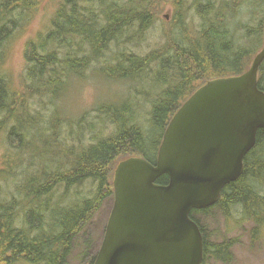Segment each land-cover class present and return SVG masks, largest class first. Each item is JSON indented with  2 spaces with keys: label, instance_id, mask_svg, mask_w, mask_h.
I'll return each instance as SVG.
<instances>
[{
  "label": "trees",
  "instance_id": "16d2710c",
  "mask_svg": "<svg viewBox=\"0 0 264 264\" xmlns=\"http://www.w3.org/2000/svg\"><path fill=\"white\" fill-rule=\"evenodd\" d=\"M44 2L0 0V63L7 46L20 33L17 18L27 16L20 24H28L33 11L40 10ZM169 2L176 7L175 18L161 43L145 54L137 53L159 19L162 5ZM246 2L191 0L187 2L190 8L185 0L58 2L47 33L26 44L27 67L20 89L9 74L0 71V146L6 149L0 157V264L68 263L79 235L105 201L114 198L119 163L142 157L155 164L164 133L182 105L207 82L246 71L260 48L252 44L263 41L264 0L249 6L253 23L239 27L243 36L238 38L227 25L228 16H235ZM104 58L100 65L107 78L150 85L144 99L145 106L149 105L146 122L140 117L143 104L133 98L122 105L99 106L94 111L96 117L85 114L78 121H69L56 110H51L47 120L41 109L32 107L31 101L41 97L50 107L72 76L85 77L91 63ZM258 85L264 91V63ZM168 183L167 175L157 180L159 185ZM4 189L11 193H4ZM215 208H221L227 219L241 214L242 221L254 222L251 237L254 241L261 238L264 130L258 132L256 146L245 158L241 178L224 188L215 206L191 213L204 238L203 264L210 255L227 262L234 246L233 241L209 243L197 216ZM95 260L93 256L85 264Z\"/></svg>",
  "mask_w": 264,
  "mask_h": 264
},
{
  "label": "water",
  "instance_id": "95a60500",
  "mask_svg": "<svg viewBox=\"0 0 264 264\" xmlns=\"http://www.w3.org/2000/svg\"><path fill=\"white\" fill-rule=\"evenodd\" d=\"M264 46L239 76L199 88L170 121L157 161H122L114 204L94 264H203L204 238L191 218L215 206L245 170L264 130L259 70ZM167 175V185L157 180Z\"/></svg>",
  "mask_w": 264,
  "mask_h": 264
},
{
  "label": "rangeland",
  "instance_id": "374dc122",
  "mask_svg": "<svg viewBox=\"0 0 264 264\" xmlns=\"http://www.w3.org/2000/svg\"><path fill=\"white\" fill-rule=\"evenodd\" d=\"M59 1L60 0H45L40 10L33 11L31 14L32 19L28 24H23L21 26L18 37L12 40L7 46V53L4 54V60L0 63V71L6 72L11 76L17 90L20 89L22 85V77L27 67V59L25 58L26 44L30 39L35 40L38 35L48 31L51 25L50 19L55 15ZM254 1L255 0H247L246 5H244L235 16H228L227 25L234 34H237L238 38L243 36L239 27L253 23V14L249 6L254 3ZM185 2L187 5L191 0H185ZM162 6L163 11L158 16L159 19L147 34V42L136 49V52L141 55L147 53L151 48L159 46L161 37L175 18L176 7L173 2H169L168 4L164 3ZM187 7L190 8L189 4ZM15 17L16 16L13 18ZM23 18L26 19L27 16H21L18 20L21 21ZM194 21L197 22V19ZM9 29L11 28H7V31ZM252 45L260 47L256 52L257 54L264 46V35L261 44L258 41H254ZM254 56L246 70L250 67ZM105 59L106 58L100 61H93L91 63L92 68L89 67L84 75L85 77L72 76L64 92L59 98L53 101L52 106L49 107L47 100L41 97L36 100L34 98V100L31 101L33 104L32 107L41 109L40 105H42L40 111H44V115L49 116H47V120H50L49 118L55 108L57 113L63 118H67L69 121H78L80 118H83L85 114H89L90 117H96L94 111L99 106L122 105L128 98H133L136 102L143 104L144 109L140 111V117L143 119V122H146L148 120L146 113L149 105L146 104L145 106L144 102L146 100L144 101V99H146L145 97L148 96L151 90L150 85L142 81L132 83L107 78L101 70L104 66L100 65ZM133 88L139 90H134ZM136 91L142 92L141 96H139ZM0 150L1 157L6 152V149L1 145ZM22 160H24V158H22ZM12 180L13 179L10 181L12 182ZM3 192L11 193V191L6 189H4ZM113 204L114 198L107 200L101 209L95 213L92 220L86 226V229H84L77 238L67 264H85L89 262L93 256L98 255L104 240ZM197 217L201 220L205 234L211 245H218L227 241L234 242V246L230 250V260L222 262L214 259V257L210 255L206 264H264V232L260 239L254 241L251 237L252 230L255 228L254 222L250 220L242 221L241 214H234L232 218L227 219L221 208H215L211 210L209 214H199Z\"/></svg>",
  "mask_w": 264,
  "mask_h": 264
},
{
  "label": "bare ground",
  "instance_id": "6f19581e",
  "mask_svg": "<svg viewBox=\"0 0 264 264\" xmlns=\"http://www.w3.org/2000/svg\"><path fill=\"white\" fill-rule=\"evenodd\" d=\"M85 1V0H84ZM92 1V0H91ZM212 1V0H211ZM253 1V0H252ZM13 3V2H12ZM11 3V4H12ZM252 3V2H251ZM71 4V3H70ZM240 4V3H239ZM22 5H24V4H22ZM250 5V4H249ZM12 6V5H11ZM10 6V7H11ZM25 6V5H24ZM13 7V6H12ZM242 7H244V6H242ZM8 8V7H7ZM28 8V7H27ZM89 8V7H88ZM4 9V8H3ZM25 9V8H24ZM30 9V8H29ZM31 9H32V7H31ZM75 9V8H74ZM82 9V8H81ZM211 9V8H210ZM1 10V9H0ZM13 10V9H12ZM17 10V9H16ZM88 10V9H87ZM251 10V9H250ZM2 11H4V10H2ZM1 11V12H2ZM15 11V10H14ZM27 11V10H26ZM30 11V10H29ZM104 11V10H103ZM9 12V11H8ZM17 12V11H16ZM21 12H23V10L21 11ZM92 12H94V11H92ZM19 13L20 12H18V17H19ZM27 13V12H26ZM31 13V12H30ZM102 13V12H101ZM5 14H6V12H5ZM4 14V15H5ZM15 14V13H14ZM21 14V13H20ZM200 14V13H199ZM17 15V14H16ZM28 15V14H27ZM99 15V14H98ZM206 15V14H205ZM220 15V14H219ZM14 16V15H13ZM90 16V15H89ZM94 16V15H93ZM111 16V15H110ZM79 17V16H78ZM219 17V16H218ZM6 19V18H5ZM24 19V18H23ZM23 19H22V22H23ZM28 19V18H27ZM54 19V18H53ZM111 19V18H110ZM168 19V18H167ZM245 19V18H244ZM17 20H18V18H17ZM106 21V20H105ZM78 22V21H77ZM20 23H21V21H20ZM19 23V25H20V27H21V24ZM87 23V22H86ZM18 24V23H17ZM110 24V23H109ZM180 24V23H179ZM24 25H25V22H24ZM99 25V24H98ZM61 26V25H60ZM15 27V26H14ZM25 27V26H24ZM80 27V26H79ZM98 27V26H97ZM18 28V27H17ZM50 28V27H49ZM101 28V27H100ZM48 29V28H47ZM10 30V29H9ZM8 30V31H9ZM12 30V29H11ZM24 30V29H23ZM114 30V29H113ZM3 31V30H2ZM20 31V30H19ZM121 31V30H120ZM93 32V31H92ZM111 32V31H110ZM5 33V32H4ZM11 33V32H10ZM45 33H47L46 31H45ZM67 33V32H66ZM19 34V33H18ZM4 35V34H3ZM2 35V36H3ZM8 35H10V37H11V34H8ZM115 35V34H114ZM17 36V35H16ZM39 36V35H38ZM87 36H88V34H87ZM132 36V35H131ZM130 36V37H131ZM13 37V36H12ZM40 37V36H39ZM46 37V36H45ZM48 37H49V35H48ZM60 37V36H59ZM89 37V36H88ZM59 39V38H58ZM88 39V38H87ZM15 40V39H14ZM51 40V39H50ZM102 40V39H101ZM11 43V42H10ZM52 43V42H51ZM104 47V46H103ZM32 49V48H31ZM6 53V52H5ZM36 53V52H35ZM67 53V52H66ZM44 56V55H43ZM65 56V55H64ZM4 57V56H3ZM92 57V56H91ZM147 57V56H146ZM88 58V57H87ZM109 58V57H108ZM4 60V59H3ZM133 60V59H132ZM52 61V60H51ZM77 61V60H76ZM104 61V60H103ZM86 62V61H85ZM83 63V62H82ZM3 64V63H2ZM47 64V63H46ZM74 66V65H73ZM32 67V66H31ZM67 67V66H66ZM77 67V66H76ZM91 67V66H90ZM85 68V67H84ZM83 68V69H84ZM92 68V67H91ZM64 69V68H63ZM74 69V68H73ZM113 70V69H112ZM61 72V71H60ZM32 75V74H31ZM62 76V75H61ZM83 76V75H82ZM5 78H7V77H5ZM96 78V77H95ZM106 78V77H105ZM120 78V77H119ZM8 80V79H7ZM28 81V80H27ZM32 81V80H31ZM100 83V82H99ZM64 84V83H63ZM141 95V94H140ZM46 99V98H45ZM2 102V101H1ZM38 104V103H37ZM42 104V103H41ZM49 104V103H48ZM31 105H33V104H31ZM38 106V105H37ZM46 106V105H45ZM48 106V105H47ZM52 106V105H51ZM54 106V105H53ZM41 107V106H40ZM32 109V108H31ZM42 109V108H41ZM45 109V108H44ZM40 110V109H39ZM46 110V109H45ZM53 110H56L55 108L53 109ZM33 111H35V110H33ZM44 112V111H43ZM56 113V112H55ZM29 114V113H28ZM80 114V113H79ZM43 115V114H42ZM37 116V115H36ZM44 116H46V115H44ZM48 116V115H47ZM8 117V116H7ZM38 117V116H37ZM49 117V116H48ZM30 118V117H29ZM28 118V119H29ZM34 118V117H33ZM39 118V117H38ZM42 119V118H41ZM47 119V118H46ZM67 119V118H66ZM70 119V118H69ZM2 120V119H1ZM32 121L31 122H33V119H31ZM38 120V119H37ZM42 121H44V120H42ZM67 122V121H66ZM20 123V122H19ZM12 124H15V123H12ZM43 124V123H42ZM62 124V123H61ZM5 125V124H4ZM13 126V125H12ZM10 127V126H9ZM31 127V126H30ZM32 128V127H31ZM35 129V128H34ZM30 131V130H29ZM30 134V133H29ZM0 135H2V134H0ZM4 136V135H3ZM37 136V135H36ZM30 140V139H29ZM3 141V140H2ZM36 141V140H35ZM4 142V141H3ZM29 143V142H28ZM33 143V142H32ZM31 145V144H30ZM29 149V148H28ZM4 150V149H3ZM1 151V150H0ZM5 151V150H4ZM84 151V150H83ZM8 152V151H7ZM136 152V151H135ZM10 153V152H9ZM26 153V152H25ZM7 154V153H6ZM26 154H28V153H26ZM26 154H24V155H26ZM0 155H1V153H0ZM5 155V154H4ZM9 155V154H8ZM13 155V154H12ZM11 155V156H12ZM28 156V155H27ZM7 157H9V156H7ZM29 157V156H28ZM17 158V157H16ZM16 158H15V160H16ZM19 158V157H18ZM27 159V158H26ZM41 159V158H40ZM30 160V159H29ZM24 161V160H23ZM22 161V162H23ZM77 161V160H76ZM6 162H7V160H6ZM6 162H4L3 164L5 165V163ZM18 162V161H17ZM25 162V161H24ZM12 163H13V161H12ZM9 164V163H8ZM17 164V163H16ZM25 164V163H24ZM28 164V163H27ZM26 165V164H25ZM18 166V165H17ZM14 167V166H13ZM5 168V167H4ZM23 169V168H22ZM7 170V169H6ZM10 172V171H9ZM22 173V172H21ZM15 174V173H14ZM44 175V174H43ZM15 176V175H14ZM4 177V176H3ZM31 183V182H30ZM43 185V184H42ZM40 186V185H39ZM70 186V185H69ZM40 196V195H39ZM38 199V198H37ZM45 200V199H44ZM49 200V199H48ZM40 201V200H39ZM46 201V200H45ZM51 201V200H50ZM75 201H76V199H75ZM46 203V202H45ZM67 203V202H66ZM37 207V206H36ZM70 209V208H69ZM34 212V211H33ZM30 221V220H29ZM19 234V233H18ZM12 235V234H11ZM21 235V234H20ZM10 239V238H9ZM8 243V242H7ZM27 245V244H26ZM15 246V245H14ZM8 248V247H7ZM4 249V248H3ZM23 249V248H22ZM16 262H18V261H16ZM24 262V261H23ZM19 263V262H18Z\"/></svg>",
  "mask_w": 264,
  "mask_h": 264
}]
</instances>
